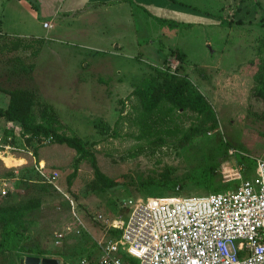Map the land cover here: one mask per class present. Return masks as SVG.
Instances as JSON below:
<instances>
[{
	"label": "rangeland",
	"instance_id": "374dc122",
	"mask_svg": "<svg viewBox=\"0 0 264 264\" xmlns=\"http://www.w3.org/2000/svg\"><path fill=\"white\" fill-rule=\"evenodd\" d=\"M10 1H0V44L15 38L25 42L43 38L44 43L0 54V107L8 104L5 90L35 92L38 102L57 110L59 132L81 138L100 171L117 185L108 189L97 183L89 160L84 159L68 187L77 157L74 150L46 143L35 159L34 144L25 147L17 135L20 128L0 119V138L4 131L14 138V150L0 147V180L7 182L9 191L0 197V207L40 201L39 206L22 211L24 237L17 250L0 249V264H24L27 256L56 259L59 264L97 259L96 242L107 236L95 218L125 219L123 202L145 197L140 183L158 179L166 168L173 178L210 165L217 168L211 184L185 181L179 190L161 192L168 199L234 189L240 180L232 178L236 174L232 169L241 179L255 176V164L243 158L264 159V107L253 95L254 75L264 60V0H154L159 11L126 0L112 8L111 25L107 15H88L85 25L60 36L54 26L43 29L42 17L28 14L32 8L25 13ZM28 1L36 12L44 11L39 0ZM148 1L138 2L146 6ZM157 18L184 24L169 28ZM167 67L178 68L204 96L215 127L203 124V116L187 113L178 123L187 131L197 128L195 133L146 144L136 138L139 130L129 121L136 102L132 93ZM39 113L35 106V121H40ZM120 114L123 120L115 128ZM3 156H11L15 166H7ZM52 172L59 175L53 185L44 177ZM1 227L0 222V233ZM59 233L64 237L56 245Z\"/></svg>",
	"mask_w": 264,
	"mask_h": 264
},
{
	"label": "built area",
	"instance_id": "2783aa9c",
	"mask_svg": "<svg viewBox=\"0 0 264 264\" xmlns=\"http://www.w3.org/2000/svg\"><path fill=\"white\" fill-rule=\"evenodd\" d=\"M42 27L53 26L43 22ZM1 138V148L14 150L11 135ZM254 160V177L231 175L240 180L234 189L177 199L130 198L123 202L125 219L98 215L107 238L96 242L97 259L77 264H264V159ZM38 170L42 174L43 167ZM44 177L53 185L59 175ZM7 187L0 180V197L8 195ZM116 230L119 234H109ZM63 237L56 235L55 244Z\"/></svg>",
	"mask_w": 264,
	"mask_h": 264
},
{
	"label": "trees",
	"instance_id": "16d2710c",
	"mask_svg": "<svg viewBox=\"0 0 264 264\" xmlns=\"http://www.w3.org/2000/svg\"><path fill=\"white\" fill-rule=\"evenodd\" d=\"M157 20L161 24H166L169 28H175L183 23L170 19L157 18ZM30 43H36L41 47L44 41L43 38H34L30 42H25L21 38L6 39L0 44V54L4 51L10 53L27 50L30 48ZM37 52L36 50L34 54ZM254 79L256 86L253 89V95L264 107V60L258 65ZM3 92L7 96L8 104L6 108L0 107V119L13 123L20 128L17 135L22 138L25 147L31 148L34 144L31 152L35 159L38 157L37 151L42 147V144L46 143L65 145L74 150L77 157L73 162L74 169L68 179V187H70L71 179L75 177L78 171L79 163L84 159L89 160L97 183L108 189L117 185L115 180L110 179L100 171L96 158L86 148L81 138L59 132L61 122L56 115L57 110L52 104L38 102L36 93L28 89L16 88ZM132 96L135 97L136 102L132 107L134 115L129 116V121L139 130L136 138L144 140L146 144H160L165 141V138L178 135L188 138L189 133H195L197 128L191 127L187 131L178 123L187 113H192L197 118L203 116L205 120L202 122L203 124L210 123L211 129L215 127V116L211 106L191 81L186 76L180 75L178 68L173 71L169 67L165 70H157L156 75L150 77L143 87L133 91ZM35 106L40 107V121L34 120L33 110ZM122 120L123 116L120 114L114 123V127L117 128ZM7 135V131H4L3 136L6 137ZM10 143L13 145L14 141L12 140ZM243 159L252 165L255 164L250 159ZM238 161L241 162V159ZM216 170V165H210L183 177L173 178L169 175L170 169L166 168V172L159 175L158 179H149L140 183V186L143 187L145 197H161L163 190H179L183 187L185 181L201 182L209 185L215 178ZM26 180L23 179V181ZM41 189H43V186H41ZM39 204V199H36L27 201L17 207L12 205L0 207V222L2 223L0 249L2 251L17 250L19 239L24 237L25 228L20 222L22 211L37 207ZM109 234L117 235L119 231H111ZM21 250L33 252L30 249L21 248Z\"/></svg>",
	"mask_w": 264,
	"mask_h": 264
},
{
	"label": "crops",
	"instance_id": "0c3cea01",
	"mask_svg": "<svg viewBox=\"0 0 264 264\" xmlns=\"http://www.w3.org/2000/svg\"><path fill=\"white\" fill-rule=\"evenodd\" d=\"M5 1L7 3L11 2L10 0ZM138 1L136 4H141L146 9L150 8L152 10L154 9L159 11V8L156 7V1L154 0H149L148 5L146 6L142 2L140 3ZM14 2L17 9L24 11L25 13L26 11L31 10L29 8H32L33 12L30 11V13H27L34 17H42V23L50 22L47 18L51 19L50 23L55 27L54 30L57 33V36H60L59 34L62 35L63 33H67L68 29H71V27L85 25V17L88 15L90 17L100 16L101 14L107 15L106 21L107 23H110L108 21H111V18L114 16L111 14L115 11L114 9L126 4V0H39V5L44 8V11L36 12L35 10L37 7L30 4L28 0H14ZM236 172L237 171H234V173Z\"/></svg>",
	"mask_w": 264,
	"mask_h": 264
},
{
	"label": "water",
	"instance_id": "95a60500",
	"mask_svg": "<svg viewBox=\"0 0 264 264\" xmlns=\"http://www.w3.org/2000/svg\"><path fill=\"white\" fill-rule=\"evenodd\" d=\"M24 264H59L58 260L51 259L47 257H36V256H27L24 259Z\"/></svg>",
	"mask_w": 264,
	"mask_h": 264
},
{
	"label": "bare ground",
	"instance_id": "6f19581e",
	"mask_svg": "<svg viewBox=\"0 0 264 264\" xmlns=\"http://www.w3.org/2000/svg\"><path fill=\"white\" fill-rule=\"evenodd\" d=\"M2 158V157H1ZM3 162L7 165V166H15L16 161L10 157H3Z\"/></svg>",
	"mask_w": 264,
	"mask_h": 264
}]
</instances>
